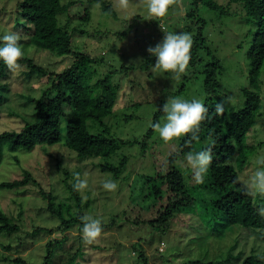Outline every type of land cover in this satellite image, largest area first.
Listing matches in <instances>:
<instances>
[{"label":"rangeland","instance_id":"obj_1","mask_svg":"<svg viewBox=\"0 0 264 264\" xmlns=\"http://www.w3.org/2000/svg\"><path fill=\"white\" fill-rule=\"evenodd\" d=\"M69 1H75V5L58 16V21L70 34L72 54L59 57L27 43L28 37L18 26L15 14L19 0H0V36L9 31L19 32L24 37L21 40L24 58L48 74L60 73L66 65H71L75 53L88 55L94 62L85 72L92 81L110 74L112 82L119 85L113 113L104 120L110 136L134 143L121 147L110 158L79 159L64 145L62 120V140L56 144L39 145L31 152L11 151L3 144L0 183L22 178L24 170L34 181L23 188L0 191V211L18 227L13 234L0 235V264H16L17 258L25 264H44L45 245L54 240H61V244L54 251L51 264H93V261L95 264H264V228L225 226L209 169L204 183L197 184L192 180L191 170L179 163L183 158L177 159L174 166L182 174L194 204L176 212L167 226L158 227L153 221L164 201L158 198L162 193L156 191L159 181L155 177L165 171L168 156L178 152L181 138L165 143L155 132L146 149L142 152L140 148L153 115L169 96L204 102L207 96L202 71L213 57L221 66L217 72L215 105L231 96L233 103L225 105L226 113L243 107L241 90L250 88L246 53L255 27L242 3L212 0L219 9L210 10L203 5L206 0H199L197 9L196 0H179L164 17L152 18L147 5L139 0H130L127 11L114 7V0H107L113 15L101 11L97 3L60 0L61 4ZM194 9L196 16L188 19L187 13ZM161 28L167 32H187L192 39L200 28L211 55L206 49L199 51L195 65H189L178 79L162 70L154 72L155 63L143 67L148 59H156L147 49L162 42L165 33ZM20 64L22 69L15 74L5 68L0 79V133L19 131L26 123L34 122V106L27 99H38L53 80ZM257 89L258 115L232 161L241 188L252 172L264 167V64ZM164 121L165 116L161 123ZM204 146L196 142L193 152L204 150ZM123 157L127 161L118 177L99 169L98 165H116ZM64 170L70 175L69 184L75 181L76 173L88 181V188L79 192L81 212L100 219L103 228L101 236L91 245L83 242L82 228L76 225L63 231L59 220L47 211L45 194L54 195L56 203H72L62 183ZM106 180L114 181L117 189L105 190L102 184ZM250 198L259 214L264 196ZM72 211L77 212L78 208L73 205Z\"/></svg>","mask_w":264,"mask_h":264},{"label":"trees","instance_id":"obj_2","mask_svg":"<svg viewBox=\"0 0 264 264\" xmlns=\"http://www.w3.org/2000/svg\"><path fill=\"white\" fill-rule=\"evenodd\" d=\"M84 1L90 4L97 3L101 11L113 15V10L107 0ZM231 1L242 3L246 16L255 27L246 53L250 88L241 90L244 97L241 109L217 116L215 115L214 97L219 86L217 72L221 66L219 61L213 57L212 62L203 67V86L207 96L203 103L209 109L208 119L200 126L199 140L192 141L189 145L186 141L190 139L191 134L181 137L178 152L168 156L165 171L155 177L159 181L156 191L158 194L162 193L158 195V198L164 201L153 221L158 227L167 226L176 212L190 208L194 204V198L188 194L182 174L174 166L175 162L183 158L186 153L193 152L196 142L205 144L204 149L212 146L214 142L213 161L209 166V173L212 189L219 194L217 204L221 207L225 217V226L239 224L243 228H264V219L254 209L250 196L245 195L244 189L236 182L238 174L232 165L237 147L243 144L248 130L254 125L260 108V95L257 88L260 70L264 64V0ZM198 2L199 0H196L194 3L196 9ZM73 5L75 1L61 4L60 0H19L15 14L19 21L18 26L28 37L27 43L59 57L72 54L70 34L59 26L58 16L66 14ZM203 5L210 10L219 9V6L212 0L203 1ZM196 9L187 13L188 19L196 16ZM197 20L204 23L199 18ZM192 40L190 66L198 61L199 51L206 49L207 54L211 55L210 50L206 48L200 28ZM73 58L71 65L55 74L53 72L48 74L45 69L36 66L30 59L23 58L19 61L31 71L42 76L49 75L53 80L50 88L43 91L38 99H27V102L34 106L36 120L26 123L19 131L0 133V150L3 144H7L11 151L22 149L26 152L33 151L39 145L56 144L62 140L60 129L62 120H64L65 130L64 145L75 152L79 159L110 158L121 147L134 143L112 138L109 127L104 123L105 118L113 113L119 85L112 82L110 74L92 81L85 71L94 60L80 53L73 54ZM155 62L156 59H148L143 67H149ZM5 68L7 66L1 60L0 79ZM163 105L164 102H161L158 111L153 115L151 125L161 123L165 116L162 111ZM154 134L155 131L150 126L140 142L142 152L146 149L147 141ZM126 161L127 158L123 157L116 165L103 163L98 166L102 172H109L114 177H118ZM62 172L64 175L62 183L69 192V201L71 200L73 204L56 203L54 195L45 194L48 200L47 211L59 220L63 231H69L76 225L81 229L80 217L83 214L80 195L73 189L75 181L69 184L67 179L70 175L65 170ZM33 181L30 173L24 170L22 178L1 182L0 191L23 188ZM73 205L78 208L77 212L72 211ZM17 230L18 227L12 224L5 213L0 211V235L13 234ZM60 244L61 240H54L45 245L44 264L52 263L54 251ZM7 248L10 249V247ZM14 263L25 264L21 258L15 259Z\"/></svg>","mask_w":264,"mask_h":264},{"label":"clouds","instance_id":"obj_3","mask_svg":"<svg viewBox=\"0 0 264 264\" xmlns=\"http://www.w3.org/2000/svg\"><path fill=\"white\" fill-rule=\"evenodd\" d=\"M139 3L147 5L150 17L161 18L167 14L171 6L177 5L179 0H139ZM114 7L127 11L130 7V0H114ZM162 31L165 33L162 42L147 49L150 55L156 57L152 70L154 72L162 70L165 73H171L174 78L178 79L189 66L193 46L192 36L187 32L175 33L163 29ZM22 39L24 37L16 31H9L0 36V60L14 74L22 69L19 63L24 58ZM231 103H233V97L231 96L217 102L215 115L223 116L226 111L225 105ZM162 111L165 114V121L151 125L153 130L159 134L160 139L165 143H169L191 134L190 139L186 141L190 145L192 141L199 140L200 126L203 121L208 119L209 109L201 100L188 101L179 96H169L163 105ZM213 146L214 142L212 146L204 150L188 152L179 161L182 166H186L191 170L192 180L197 184L204 183L209 166L213 161ZM239 179L237 177L236 182H239ZM102 187L111 192L117 189V184L112 180H106L103 182ZM87 188L88 181L81 179L80 174L76 173L73 189L77 192H84ZM243 188L244 194L251 196L253 199L257 195L264 196V167H259L252 172L247 181L244 182ZM258 212L259 215L264 217V206H261ZM80 219L82 222V240L86 245H91L102 234L101 221L87 214L81 216ZM93 264H95V261H93Z\"/></svg>","mask_w":264,"mask_h":264},{"label":"built area","instance_id":"obj_4","mask_svg":"<svg viewBox=\"0 0 264 264\" xmlns=\"http://www.w3.org/2000/svg\"><path fill=\"white\" fill-rule=\"evenodd\" d=\"M66 67H68V65H66ZM160 250H162V248H160Z\"/></svg>","mask_w":264,"mask_h":264}]
</instances>
